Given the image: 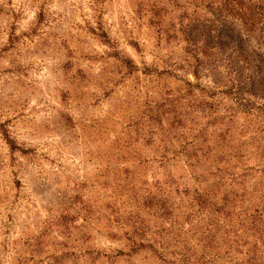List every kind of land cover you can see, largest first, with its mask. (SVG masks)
<instances>
[{"label":"rangeland","instance_id":"rangeland-1","mask_svg":"<svg viewBox=\"0 0 264 264\" xmlns=\"http://www.w3.org/2000/svg\"><path fill=\"white\" fill-rule=\"evenodd\" d=\"M229 9L0 0V264H264V24Z\"/></svg>","mask_w":264,"mask_h":264},{"label":"trees","instance_id":"trees-1","mask_svg":"<svg viewBox=\"0 0 264 264\" xmlns=\"http://www.w3.org/2000/svg\"><path fill=\"white\" fill-rule=\"evenodd\" d=\"M230 6L229 12H233L238 14L242 19L245 27L250 31H256L255 28H258L257 24L261 22L264 24V12H259L255 10V5L251 0H227ZM241 5V6H240ZM244 7V8H243ZM260 36L262 39V43L264 45V28L260 29ZM191 166H195V163ZM198 205L200 207H204L207 205V200L204 193L198 192ZM263 207V206H262ZM264 208V207H263ZM260 218V217H259ZM263 219V216L261 215ZM261 241L264 244L263 237L261 236Z\"/></svg>","mask_w":264,"mask_h":264}]
</instances>
